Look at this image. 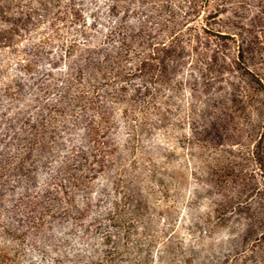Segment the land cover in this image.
<instances>
[{"label": "rangeland", "instance_id": "rangeland-1", "mask_svg": "<svg viewBox=\"0 0 264 264\" xmlns=\"http://www.w3.org/2000/svg\"><path fill=\"white\" fill-rule=\"evenodd\" d=\"M67 2L0 0V153L11 151L12 145L27 135L35 144L25 155L24 166L15 173L28 167L36 170L24 172L25 177L18 176L0 187V209L9 215L23 203L34 207L35 198L43 190L36 177L42 171L61 169L70 160L79 159L74 145L85 147L89 163L96 168L89 152L91 137L97 144L110 143L106 149L113 152L109 155L113 159L120 148L118 128L115 130L114 126L129 107V95H135V105H154L151 112L156 115L148 125L136 128L137 141L132 142L135 149L124 151L122 163L129 172L126 186L124 181L118 189L116 181L103 180L95 174L89 183L91 188L79 195L73 190L68 194L76 211L45 225L42 236L32 238L22 226L21 215L4 229H12L23 235L32 248L45 251L44 258L35 264H50L45 258L49 251H54L62 264H93L103 257L101 251L112 250L111 247L118 252L113 264H260L259 256L264 258V254H251L250 242L244 239L264 213L262 168L250 158L252 152L256 153L261 134L247 122L242 124L245 117L254 121L257 115L249 107L243 109V114L232 111L237 104L233 105L224 94L231 82L240 84L238 77L244 67L257 69L264 82V0L220 2V25L210 28L239 36L227 41L228 48L217 58L214 69L219 73L212 75L217 81L201 82L199 63L194 62L198 55L191 50L194 43L185 46L181 57H164L162 63L159 58L151 63L143 82L125 81L128 94L123 102L103 109L109 121L114 122L109 130L112 134L105 137L93 133L96 117L89 125L83 123L93 114L89 108L97 105L85 104L88 117L81 112L72 118L66 115L64 127L61 118L53 126L43 120L56 115L55 110L64 109L75 89L85 85L86 75L100 71L92 68L88 72L86 61L98 57L95 52L103 41L105 27L111 23L107 21L109 17L115 15L117 23L125 24L127 14H134L135 29L155 37L159 34L153 42H166L170 35L184 30L185 1L132 0L133 4H129L128 0H81L79 7L85 24L95 18L92 23H102L98 32L96 27L83 28L84 20L57 29L63 22L55 18H71L65 9ZM209 9L213 10V4ZM203 17L201 14L200 20L190 25L196 32L202 33L200 26L195 25H200ZM239 37L257 52L254 60H246L244 66L236 60ZM105 48L104 55L113 53L111 46ZM25 57L28 60L23 61ZM98 58L101 61L102 56ZM244 77L247 82L252 79L245 72ZM70 105L79 109L81 103ZM131 115L141 114L131 110ZM79 118L82 121H76ZM254 159H259V155ZM149 168L157 174L151 175ZM238 169L242 176L234 182L231 172ZM100 182L107 183L106 192L94 186ZM103 193H108L105 199L110 198L108 204H103L106 209L90 213L97 200L104 199ZM57 196L63 200L61 191ZM115 211L120 212L119 220L109 221L107 217ZM75 228L80 233L78 239L72 249L66 250L64 244L76 238L72 234ZM104 236H109L108 243ZM4 238L6 235L0 230V244L7 243ZM4 250L9 256L14 254L12 244ZM23 251L37 253L28 247Z\"/></svg>", "mask_w": 264, "mask_h": 264}, {"label": "trees", "instance_id": "trees-1", "mask_svg": "<svg viewBox=\"0 0 264 264\" xmlns=\"http://www.w3.org/2000/svg\"><path fill=\"white\" fill-rule=\"evenodd\" d=\"M55 1L57 2V0ZM128 1L129 4H133L132 0ZM184 1L183 7L185 11L183 20L186 23V25H184V30L179 34H174L172 32L173 35H170L166 42H153L158 36H160L159 34L155 37L147 33L145 30L135 29V26L132 25L134 14H127V22L125 21V24L117 23V19L114 17L115 15L109 17L107 21L111 23L109 26L105 27V34H102L103 41L99 44L97 52H95L96 56H102L101 61L98 57L86 61L88 72H90V69L92 68H99L100 71L97 70V74L91 71L89 75H86L85 85L81 88L75 89L74 95H72L64 109L59 111L55 110L54 112L56 115L53 113L52 117H48L43 121L47 122L48 125L53 126L54 124H58L59 121L57 120L61 118L64 127V121H67V118H65L66 115L72 118L74 114L81 112L88 117L87 112L85 111V104L87 103L90 106L97 105L95 109L94 107L89 108L93 110L91 112L93 114H90V117H88L83 123L89 125L90 122H93V117H96L97 126L93 131L94 135L99 137H102V135L104 137L111 135L112 131L109 130L110 128H113L114 122L111 120L109 121L103 113V109H105L108 104H110V106H115L118 102H123L126 99L125 95L128 94V86L125 85V81L137 79L138 81L143 82L148 74L147 71L149 67H151V63L159 61V58H161L160 63H162L164 57L171 58L174 55L181 57V53L185 46H191L192 43H194V45L191 50L195 55H198L194 58V62L199 63L201 82L215 81V78L217 77H213L212 75L215 72L214 67L218 64V56L223 55L224 51L228 48L226 42L229 40H235L239 35H230L223 31H215L210 28V26L213 27V25H220V19H218V17L223 11V3H220L222 0ZM81 4V0H68L65 9L67 11L69 10L68 12H70L71 18L66 19V21L64 17L55 18L54 20L63 22L61 27H59V25L57 26V29L65 28L67 27V24H69V27H72L84 20L82 9L79 7ZM210 4H213V10L209 9ZM113 8L114 7H111V9ZM201 14H204V17L202 18L200 25L198 24L195 26H200V30L203 34L196 32V28L190 27V25L195 23L196 20H200ZM192 17L196 18L193 20L191 19ZM90 18L91 17L88 19ZM95 21L96 18L92 19V22ZM85 22L86 20L83 22V28L85 29L93 30L96 27V29L98 28L97 32L101 29L102 23H96L97 25H95L92 22L87 24H85ZM203 35L205 37L208 36V38H205ZM127 39L130 40L129 43L124 42ZM44 42L45 41H42V43ZM238 42L239 43L236 46V60L239 65L241 64L244 66L246 60H254V53L257 52L254 51V47L247 43L245 39L239 37ZM107 46H111L114 50L112 54L104 55L103 52L106 50L105 47ZM26 60H28L27 57L23 59V61ZM243 70L247 75H250L252 79L247 82L243 72L241 76L238 77L240 84H233L231 82L229 86L231 88L224 95L230 98L233 105L237 104L233 107L232 111L243 114V109L249 107L253 108V114L257 115V118L254 119V121L251 120L249 116L248 118L245 117L243 119L245 122H242V124L245 125L247 122L248 125L256 127V130L260 131V142H258L256 153L252 152L250 158L260 165L262 168V176L264 177V82L262 77L257 73V69L250 70L248 67H244ZM139 85L140 87L143 86L141 84ZM134 89L135 87L132 90ZM59 92L60 90L57 91V93ZM90 94H94V97H89ZM156 97L157 96H154L153 98L156 99ZM128 99L131 101L128 109L122 111V114L119 115L121 120L117 122V126H114L115 130L118 128L116 134L120 136V148L116 150L115 156L112 157L113 159H109V155L113 154V152H109V150L106 149L110 143L106 142L97 144L95 138L91 137L89 139L92 142L91 150L89 149V145L86 147L89 149V152H91L90 155L95 161L96 168H93L89 163L86 154L88 151L83 149L85 147L81 148L80 145H74L73 147L76 152H78L76 157L79 159L70 160V163L66 164L65 167L61 169L55 168L47 169L45 172L42 171L39 173V176L36 177L40 182L39 186L43 187V190L40 195L36 193L38 197L35 198L37 201L34 207L30 204L23 203L20 208L9 215H7L3 209H0V230L6 235L4 242L7 240V243L0 244V264H35L37 261H41L44 258L45 251H41L37 247L36 249L35 247L32 248V245L25 242V237H23V235H17L12 229H4L5 225L11 226V221L16 220L19 215L23 218L22 226H25L27 232L32 238L34 237L37 239L39 236H42V229L45 225L49 223L50 226V224H54V220L61 215L72 214L76 211V205L73 203L74 200L69 199L68 194L73 190L75 194L79 195L80 193H84L88 188H91L89 183L91 178H95V174H99L103 180H111V182L116 181L118 189H120L121 184H123L124 181H126L124 185H127L128 178L126 175H128L129 172L125 170V165L122 163V160H124V151L135 149L132 142L137 141L136 128L148 125L147 123L152 119V116L156 115L151 112V108L155 107L154 105H150L149 103L146 106L143 104H133L132 102L137 104L135 95H129ZM73 102L81 103L79 106L80 108L75 109V105H70V103ZM98 103H100V105ZM131 110L138 111L141 114L140 117H134L131 115ZM67 111H70V113L68 114ZM79 120L82 121L81 118L76 121ZM129 121L131 122L129 123ZM72 123H74V121ZM25 124L28 128H31L28 123ZM83 129L86 130V128ZM22 131L26 132L27 129H22ZM1 142L2 137H0V144ZM34 144L35 141H30V139L27 138V135H23L20 143L12 145L11 151L6 154L0 153V156L3 158L0 159V161L2 160V162H0V187L5 183L9 184V182L15 181L14 178L18 176L23 175L25 177L26 175L24 172L29 173L32 170L36 173V170L31 169V167H28L27 169L24 168V171H22L23 174L15 173L20 167L24 166L26 162L25 155L32 150ZM103 148H105V150ZM257 155H259V159L255 160L254 157ZM148 172L151 175L157 174L150 168L148 169ZM239 176H242V171H239V169L231 172V177L234 182ZM94 186H97L100 191L106 192L105 187H107V183L100 182ZM60 191L62 192L63 200L59 199L57 196ZM95 193L98 194V192ZM105 196H108V193H103L102 198L104 199H98V204H96L93 209H89L90 213H95L97 211L102 213V210L106 209L104 205L110 202V198L105 199ZM111 203L114 205L113 202ZM119 218V211H115L110 217H107L109 221L119 220ZM72 234H75L76 238L71 239L64 244V249L66 250L73 248V245L75 244L74 241L78 239V234L80 233H78L75 228ZM104 239L107 240V243L110 241L109 236H104ZM244 239L245 241L250 242L251 254H257V256L264 254V213L262 217L257 220V223L251 225L247 233H245ZM16 240H19V242H16ZM8 244H12L14 250L12 256H9L8 252L4 250ZM95 244H93V246ZM26 247L30 250H36L37 253L35 254L34 251L32 254L24 252L23 248ZM111 248L112 250L101 251L103 257L93 264H113L116 260L115 254L118 252L116 251L115 253V247ZM53 252L54 251L47 252L45 258L48 259L50 264H62L61 260L56 258L57 255ZM259 257L262 260L260 264H264V258L262 256Z\"/></svg>", "mask_w": 264, "mask_h": 264}]
</instances>
